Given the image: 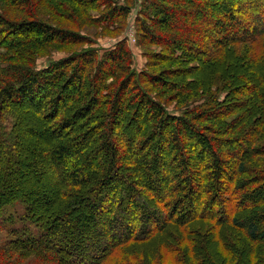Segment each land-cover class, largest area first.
<instances>
[{
  "label": "trees",
  "instance_id": "trees-1",
  "mask_svg": "<svg viewBox=\"0 0 264 264\" xmlns=\"http://www.w3.org/2000/svg\"><path fill=\"white\" fill-rule=\"evenodd\" d=\"M54 2L62 9L69 4L99 5L109 22L129 13L110 0H47L51 6ZM5 7L28 19H9ZM141 9L142 42L162 49L152 56V65L164 58L169 62L187 58L198 66L137 72L131 65L133 52L121 41L105 50L101 60L97 49L89 47L40 69L37 53L46 45L88 44L90 39L41 20L35 0H0V264H163L157 260L165 252L177 264L260 261V251L264 253V0H146ZM68 14L60 13L65 19ZM195 46L204 48L196 53ZM239 46L253 52L254 58L237 55L234 47ZM218 50L222 55L211 58ZM178 52L184 57L178 59ZM235 70L243 73L237 75ZM189 75L193 80L188 82ZM68 81L80 88L65 108L60 100L63 93L69 94ZM150 87L158 97L176 100L177 106L197 88L205 99L176 115L153 98ZM218 90L229 94L220 101ZM172 92L173 96H166ZM128 99L135 100L134 109L148 114L138 137L130 139L131 144L126 141L129 150L137 144L148 149L156 142L165 150L171 144L172 160L180 168L176 185L171 180L166 185L167 176L159 177L156 157L142 154L129 165L118 149L123 142L112 140L111 127L119 126L118 115L123 121L129 116ZM254 104V118L241 122L246 106ZM31 108L41 113L39 121L51 124L44 132L23 122L22 111ZM91 110L95 116L88 115ZM73 112L83 119L81 126L89 123L90 130L79 132L81 126H72L68 119ZM99 113L104 115L100 146L107 155V169L100 179L92 180L95 166L83 154L92 141L85 139L100 127ZM70 127H76L71 130L78 134L75 140L65 133ZM245 130L250 137L244 138ZM29 133L37 138L33 143L38 152L50 146L47 151H52L50 163L56 171L57 166L64 168L65 196L71 202L66 209H56L62 191L53 190L47 180L38 178L35 190L27 193L5 186L7 177L17 181L21 163L17 158L26 150ZM183 136H192L210 149L197 172L192 167L194 156L181 142ZM235 140L246 145L242 156L222 152ZM258 141L260 146H254ZM216 144L222 147L219 153L214 151ZM256 157L260 170L253 166ZM5 159L12 165L2 164ZM124 169L135 172L136 179L127 181ZM114 185L125 195H107ZM36 190L46 192L44 199H32ZM34 197L38 199V194ZM97 218L104 221L105 232Z\"/></svg>",
  "mask_w": 264,
  "mask_h": 264
},
{
  "label": "rangeland",
  "instance_id": "rangeland-1",
  "mask_svg": "<svg viewBox=\"0 0 264 264\" xmlns=\"http://www.w3.org/2000/svg\"><path fill=\"white\" fill-rule=\"evenodd\" d=\"M114 3H117L119 6L126 7L129 9V13L126 16L120 17L119 19L116 20H111V22L107 21L104 16V8L98 6H85L82 3H79L80 7H76L72 4H69L65 6V9L60 8L57 6V2H54V5L51 6L47 3V0H35L37 5L39 6V12H37L38 16L41 17L44 22L56 26L58 28L68 30L71 32H79L80 34L87 36L90 39V42L88 44H79V45H63V44H51V45H46V47L43 50L38 51V63L37 66L40 69L46 68L53 62H58L60 60H63L67 58L68 56L83 50L84 48H89L93 47L96 48L100 60H101V55L105 52V50H110L114 48V46L121 42L124 41L126 46L130 48V50L133 52V62H132V68L136 70L137 72H159V71H165L169 69H178V68H189L192 66H198V63L195 62L194 59L188 60L182 59V61H177V62H169L166 60V58L160 60L161 63H157L155 66L152 65V56L155 55V53L162 51L160 46H156L150 43H145L142 42L141 39V31H140V22L139 18L144 15V9H141L142 3L146 2V0H110ZM172 8V7H171ZM5 13L8 16L9 19L14 20V21H23L28 19L21 11L19 10H14L9 7H5ZM179 10H182V8L178 7ZM184 10H188L187 7L183 8ZM67 18H63L60 13H68ZM205 16H208L207 13H205ZM191 20V19H190ZM143 21V20H142ZM175 34L172 35L174 37ZM207 50H209V46H205ZM204 48V47H203ZM203 48H198L194 47V51L197 53H201ZM237 55H248L250 58H254V53L251 52L250 50L247 52L246 47H234ZM188 57H191L190 54L184 52ZM182 52H178L176 57L178 59H181L184 57L182 55ZM222 55V51L218 50L215 54V56L211 58H219ZM179 62V63H178ZM194 71V70H192ZM237 75H241L243 72H234ZM192 76L189 75L186 79V81H192L193 78ZM171 82H176L173 79H170ZM169 80V81H170ZM72 82L70 83L69 81L66 83L68 89L66 92L69 94L65 95L64 93L62 94V100H60L63 103V107L68 108L71 103L73 102V98L75 96V93L77 92L78 88H80V84H73L71 85ZM173 84V83H171ZM181 87H184L186 85H180ZM151 88V87H150ZM152 89V96L155 100L157 101H162L165 103L167 109L176 115L182 114L183 110L193 106L194 104L197 103H202L205 99V96L202 94L203 92L200 91L199 88L195 89L191 95V98L188 100H185L181 102L182 104H179V106L176 105V100L175 101H170L168 98H162L158 97L155 89ZM190 90V89H189ZM213 93L215 92V88H213ZM63 92V91H62ZM175 93H169L166 96H173ZM181 94V98L186 99V95L188 94ZM229 93L225 90H218L216 93V98H220V101H222ZM135 101V100H134ZM133 100L128 99V105H129V116L127 117L126 120H122V118L118 115L119 117V126L114 127L112 131L110 132L111 138L113 141H115L116 144H118V141L123 142V148L118 147L120 154L122 157L126 158L127 164H134L133 161H135V158L138 157L139 155L146 154L148 157H156L157 162H158V167L156 169V172L159 174V177L167 176L168 180L166 181V185L170 180L172 181V185L177 184V177L180 172L179 165H175L174 158L175 152L172 150V145L168 146L165 150H161L157 142L155 144L149 143L148 144V149H143L141 145L137 144L135 148L132 150H129L128 144H131L133 141V137L141 133L144 122L146 119H148V114L144 113L143 110H140L139 108H133ZM79 104V103H78ZM227 105V104H224ZM78 106V105H77ZM76 106V107H77ZM254 106H246L245 108V113H242L240 115L241 117V122L245 121L246 119L251 120L254 117L255 114V107ZM48 107H44V111H47ZM249 111V112H248ZM148 112V111H146ZM87 113V112H86ZM94 110L88 111V115L95 116L93 114ZM106 113V112H105ZM22 119L23 122H27V124H34V128L38 131H43L45 128L49 125L46 123H43V121H39L41 119L37 118L38 116L41 115V113L38 112L35 108H31L30 110H23L22 111ZM74 112L70 114V118L68 121H72L73 125L77 123L79 126L83 124V119L81 116H73ZM73 116V117H72ZM104 115L100 114L98 115V121H100L98 124H100V127L94 128V132L90 135L89 138H86V142L91 138L92 141H89L87 144V148L84 150L83 156L85 157L86 162H90L94 164V169L92 170L93 172L91 173L92 175L90 176L92 180H98L102 177L103 172L107 169V155L101 148L100 144V131L102 130L103 127V117ZM256 118H259L260 115H255ZM37 118L34 123V118ZM231 117V116H230ZM148 121V120H147ZM102 123V125H101ZM93 124V123H92ZM95 124V123H94ZM205 124V123H202ZM246 123L241 124L240 126L244 125ZM77 125V126H78ZM200 125V124H199ZM210 124H205V126H209ZM71 126V127H72ZM92 126V125H91ZM68 128L65 133L66 135H70L68 139H73L78 136V134L75 132H71V129ZM210 127V126H209ZM254 127V126H253ZM83 128V129H82ZM81 129V130H80ZM101 129V130H100ZM106 129V128H105ZM260 129V128H259ZM70 130V133L68 132ZM79 132H84L86 133L87 130H90L89 123L85 126H81L80 128L77 129ZM158 130V129H157ZM77 131V132H78ZM97 132V133H95ZM24 133V132H23ZM150 133V132H149ZM246 133L244 135V138L250 137V133L245 130ZM73 134V135H72ZM149 134L146 133V136ZM208 135H211L208 133ZM151 135H149L150 137ZM28 137V138H27ZM26 138L29 139L27 142L25 139L24 146L26 147V150L22 152V157L17 158L18 161L21 163L18 165V173L15 175L17 181H13L12 179L10 180L9 177L6 178V185L8 187H12L13 189H16V191H30L31 189H34V186L36 185V180L38 178L42 179L43 181L48 182V184L51 186V188L54 190L57 188L58 190H61V194L63 195L61 198V203H57L56 209L59 210L61 209H66L67 208V203H71L70 200L68 199L67 195L65 196L66 192H68V187H66L65 182L63 181L62 174L64 173V168H61L60 166H57L58 171H56L55 167H53L52 162L50 163L51 160V154L52 151L49 152L48 150H51L50 146H48L42 153L38 152V150L35 149L33 141H36L37 138L31 137V134L29 133ZM94 137V138H93ZM131 139V140H130ZM129 140V141H128ZM128 141V144L127 142ZM181 142L183 144V147H185V150L189 151L192 153L194 156V160H192V167H194V170L196 171L197 168H201L202 162L204 159H207V156L209 154V148L200 146V144L195 140L194 137L191 136V138H187L183 136V139H181ZM235 143L232 145L231 148H224L222 152L224 151L227 153L229 150L231 153H233L235 156H242V152L244 151L245 148V143L238 142L237 140L234 141ZM56 141H52V146L55 147ZM254 146H260V141L256 142ZM241 147V148H240ZM2 148V147H1ZM214 151L219 153L221 146L216 144L214 146ZM132 151V152H130ZM82 156V154H81ZM258 156V155H257ZM83 157V158H84ZM105 160V163H104ZM228 162H231L232 158L228 155ZM11 161V160H9ZM30 163V164H29ZM4 165H12L11 162L8 164V162L5 161L2 162ZM14 164V163H13ZM29 164V165H28ZM28 165V166H27ZM151 166V165H150ZM149 166L148 169H151ZM253 166L256 167L255 170H260V157H256L253 162ZM103 167V168H102ZM231 166H229L226 170L230 171ZM104 170V171H103ZM144 170H146L144 168ZM126 176H127V181H132L133 179H136L135 177V172H132V170L124 169L122 171ZM197 172V171H196ZM123 174V175H124ZM124 175V176H125ZM255 175V174H254ZM200 178V176H198ZM248 178V177H246ZM177 181V182H176ZM2 182V180H1ZM5 182V181H4ZM35 190V189H34ZM114 190V192H113ZM27 193V192H26ZM46 193V192H45ZM43 191H35V195L38 194V199L34 196H32V199L39 200V199H44L45 194ZM113 196H120V195H125L123 191H121L120 188H118V185H114V188L109 190L107 192V195ZM87 196V195H86ZM104 196V195H103ZM101 195V197H103ZM56 199V198H55ZM115 201V200H114ZM37 202V201H36ZM55 202V201H53ZM63 203V204H62ZM55 205V203H54ZM53 206V205H52ZM84 207V204L82 205V208ZM81 208V209H82ZM1 219V218H0ZM98 221V226L101 228L102 232H105L104 230V221L99 218H97ZM217 238V237H216ZM220 242V240H219ZM179 251V249H177ZM180 253V252H179ZM225 257L226 252L223 254ZM159 262H163V264H177V259L172 256V254H169L165 252V254L162 253L158 257ZM155 264V263H154ZM253 264H264V253L260 251V261L258 263H253Z\"/></svg>",
  "mask_w": 264,
  "mask_h": 264
}]
</instances>
